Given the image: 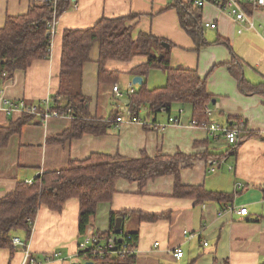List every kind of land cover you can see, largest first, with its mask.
<instances>
[{"label":"crops","instance_id":"1","mask_svg":"<svg viewBox=\"0 0 264 264\" xmlns=\"http://www.w3.org/2000/svg\"><path fill=\"white\" fill-rule=\"evenodd\" d=\"M171 1L72 0L70 8L59 17L50 57L38 59L26 70L16 71L0 82V127H7L22 117L19 113L8 115L2 109L4 99L42 105L47 98L57 96L66 29H87L103 17L137 15L131 21L136 33H152L173 44L174 67L196 69L201 77L209 74L207 88L215 97V103L209 105L212 121L226 125L230 119L240 117L247 122L248 130L256 134L243 140L237 155L225 159L216 171L209 170L205 159L181 169L183 184L234 193L233 202L175 197L173 175L152 179L143 188L138 182L122 179L117 183L113 199L99 205L92 219L94 231H109L111 213H117L116 227L123 222L127 230L138 234L135 264H264V95L242 91L228 69L235 53L244 64L245 78L253 83L264 82V10L253 11L254 26L248 28L211 4L203 6V22H216L217 27L205 28L208 44L197 50L193 39L181 27L177 11L169 7ZM37 4L42 1L0 0V27L5 25L8 16L26 14ZM240 29H243L241 33ZM219 37L228 40L231 48L217 43ZM90 57L83 68L81 93L88 99L92 116L109 119L113 110L124 111L128 107L116 98L114 84L99 82L98 43L93 46ZM145 60L136 57L130 62L109 61L107 69L123 72L117 83L120 88H127L135 77L129 73L130 69ZM161 73L165 78L163 74L157 76V81H161L158 87L167 81L166 74ZM58 99L64 103L63 96ZM181 110L185 125H166L169 116H177ZM139 116L147 124L113 122L104 134L87 133L65 143H50L48 138L70 128L71 116L52 117L47 121L34 117L35 120L10 138L6 147L0 148V198L14 191L20 181H33L43 172L60 170L71 161L85 160L94 153L138 158L143 153L155 156L227 151L225 138H211L206 127L190 125L192 113L187 105L175 104L171 114L161 111L150 115L145 108ZM243 207L248 209L245 215L238 213ZM140 213L168 214V217L147 222L140 220ZM79 216L80 204L76 199L68 200L60 213L42 206L30 237L24 230L15 235L29 240L30 249L41 264H75L82 239ZM178 248L184 251L182 258L174 256ZM56 251L61 257L46 261V255ZM23 257L21 247L0 249V264H18Z\"/></svg>","mask_w":264,"mask_h":264},{"label":"trees","instance_id":"2","mask_svg":"<svg viewBox=\"0 0 264 264\" xmlns=\"http://www.w3.org/2000/svg\"><path fill=\"white\" fill-rule=\"evenodd\" d=\"M71 3L72 0H57L56 15L60 17L70 8ZM169 7L177 11L181 27L193 39L195 48L200 50L206 46L208 41L202 17L203 7L196 6L192 0H172ZM54 14L53 5L42 3L33 5L26 14L7 17L5 25L0 27V82L12 77L16 71L26 70L34 61L50 57L52 36L48 34L47 23L52 20ZM136 17L138 16L135 14L117 18L103 17L93 27L64 31L61 84L57 96L53 98V108L63 111L71 109L73 122L62 134L48 138L50 143H65L87 133L104 134L109 125L122 114V111L115 109L109 119L92 116L88 99L81 93L83 68L91 60V50L96 43L99 44L100 83L116 84L121 79L123 72L107 69L109 61L130 62L136 57L146 59L129 71L131 75L142 76L144 79L143 84L127 96L130 104L125 106L133 115L139 116L143 108H148L150 115H156L162 109L171 114L174 105L181 103L190 108L192 119L197 120L200 125L213 123L212 117L206 112V107L215 99L207 88L209 74L201 77L196 69L174 67L171 63L173 44L152 33H136L135 26L131 24ZM216 42L231 48L229 41L224 38L219 37ZM228 69L242 91L264 95V82L253 83L247 80L244 64L235 53ZM152 70H161L166 74L167 81L164 86L148 87L147 79ZM59 96L64 97V103L59 101ZM34 117L24 114L9 126L0 127V148L6 147L10 138L20 133L24 125L35 120ZM242 120L240 117H234L230 119L229 126L233 127ZM243 121L240 142L228 145L224 153L206 151L191 155L177 152L155 156L143 153L138 158L94 153L85 160H73L60 170L43 172L32 183L20 181L14 191L0 198V249L13 250L11 238L19 230L26 231L28 238L30 237L32 226L29 222L35 220L42 206L60 213L70 199L79 201V233L86 234L88 227L92 226V219L99 205L113 199L117 183L122 179L138 182L143 188L152 179L173 175L175 197H195L201 202H233L236 196L234 193L215 192L204 186L183 184L181 169L201 159H214L221 165L228 157L236 156L241 142L256 134L250 132L247 122ZM163 217H168V214L140 213V220L147 222H154ZM117 220V213H111L110 230L96 233L102 238L107 237L115 230ZM131 234L138 243V234ZM81 255L84 256L82 253ZM136 257V254L123 257L108 255L96 260L95 264H135Z\"/></svg>","mask_w":264,"mask_h":264},{"label":"built area","instance_id":"3","mask_svg":"<svg viewBox=\"0 0 264 264\" xmlns=\"http://www.w3.org/2000/svg\"><path fill=\"white\" fill-rule=\"evenodd\" d=\"M42 3H50L53 5L55 14L47 23V31L50 36L55 35L57 31V24L59 17L56 15V8H57V0H41ZM193 3L198 7H203L207 4H211L216 7L221 12L228 13L237 24L247 26L248 28H252L253 24V11L256 10H264V0H192ZM205 27L209 28H216V22H205ZM243 29H240L239 32L241 33ZM113 91L118 100L123 98H127L128 95L134 93L135 84L133 81L129 82L126 92H123L120 88L118 83L114 84ZM2 109L8 114L13 115L16 113L19 114H28L33 115L35 117H39L40 119L47 121L49 118L52 117H61V116H71V109L68 111L58 110L53 108V99L47 98L43 101L42 105H33L28 104L24 100H11V99H4ZM164 111V109H162ZM206 112L211 115L212 110L210 106L206 107ZM183 110L180 111V114L177 116L170 115L168 118V122L166 125L169 124H176V125H185L182 122L181 115ZM117 124L123 123H141L147 124L146 120L140 118V116H135L129 109L122 111L115 120ZM244 124L242 120L241 123L234 124L233 127L226 125H220L215 122L211 124H203L200 125L197 120L192 119L190 125L193 126H204L209 131L211 138L220 139L225 138L228 145H235L240 142L239 135L241 134V126ZM165 125V126H166ZM209 170L215 171L219 165L217 160L210 159L208 161ZM232 169V167H230ZM28 183H32V180ZM240 214H247L248 209L243 207L238 210ZM29 224L32 226V231L35 227V220H31ZM188 233V230L185 231ZM191 236V235H189ZM11 242L13 244V248L21 247L23 249L24 257L23 260L18 264H41L42 261L38 260V258L32 253L29 240L22 239L21 237L14 234L11 238ZM207 245V243H205ZM84 254V256L81 255ZM137 255V243L133 239L131 231L127 230L124 226L120 225L119 228H115L110 234L102 238L99 236L93 229L92 226L88 227L86 234L82 235V239L78 245V260L75 264H86L87 261H95L98 259H103L108 255L119 256L123 257L125 255ZM174 256L176 258H182L184 256V251L181 248H178L174 252ZM61 253L56 251L52 252L51 254L46 255V261H51L56 258H60Z\"/></svg>","mask_w":264,"mask_h":264},{"label":"rangeland","instance_id":"4","mask_svg":"<svg viewBox=\"0 0 264 264\" xmlns=\"http://www.w3.org/2000/svg\"><path fill=\"white\" fill-rule=\"evenodd\" d=\"M159 74H163V73H161V71H151V73H150V75H149V80H148V87L149 88H154V87H158L160 84H158V83H161V81L159 82V81H157V76L159 75ZM163 76H164V74H163ZM164 78H165V76H164ZM135 87L137 88H139V85L138 84H136L135 85ZM121 89H125V91H126V89L127 88H125V87H121ZM145 111V108H143L142 109V113Z\"/></svg>","mask_w":264,"mask_h":264},{"label":"water","instance_id":"5","mask_svg":"<svg viewBox=\"0 0 264 264\" xmlns=\"http://www.w3.org/2000/svg\"><path fill=\"white\" fill-rule=\"evenodd\" d=\"M143 77L142 76H135L134 78H133V83L136 85V84H138V85H142L143 84ZM121 101L123 102V103H125L127 106L130 104V101H129V99H127V98H123V99H121ZM213 103H215V100H213ZM120 225H122V223H119L118 224V226L116 227V228H119L120 227ZM86 264H95L93 261H87L86 262Z\"/></svg>","mask_w":264,"mask_h":264}]
</instances>
